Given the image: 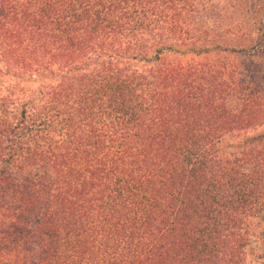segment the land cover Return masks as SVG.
Here are the masks:
<instances>
[{
    "label": "trees",
    "instance_id": "trees-1",
    "mask_svg": "<svg viewBox=\"0 0 264 264\" xmlns=\"http://www.w3.org/2000/svg\"><path fill=\"white\" fill-rule=\"evenodd\" d=\"M259 2L0 0V264L229 262L263 170L214 153L264 96L217 55Z\"/></svg>",
    "mask_w": 264,
    "mask_h": 264
},
{
    "label": "rangeland",
    "instance_id": "rangeland-1",
    "mask_svg": "<svg viewBox=\"0 0 264 264\" xmlns=\"http://www.w3.org/2000/svg\"><path fill=\"white\" fill-rule=\"evenodd\" d=\"M259 3L262 4L263 0ZM261 35L264 37L262 33ZM218 56L230 62L236 71H244V74L238 77L245 79L250 92L264 96V77H260L264 73V52L256 50L251 55L219 53ZM172 58L180 62L198 60L190 55H175ZM260 107L262 111L257 121L253 120L250 126L222 137L214 153V156L224 161L244 157L252 152L257 157L255 159L260 161V168L263 170L257 172L258 187L254 188L259 202L257 204V199L253 198L249 212H245L237 223L236 232L239 238L229 254V262L225 264H264V103Z\"/></svg>",
    "mask_w": 264,
    "mask_h": 264
}]
</instances>
